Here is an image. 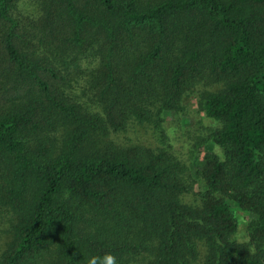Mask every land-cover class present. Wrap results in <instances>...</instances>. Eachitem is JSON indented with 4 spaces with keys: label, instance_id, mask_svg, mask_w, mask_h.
I'll return each mask as SVG.
<instances>
[{
    "label": "trees",
    "instance_id": "trees-1",
    "mask_svg": "<svg viewBox=\"0 0 264 264\" xmlns=\"http://www.w3.org/2000/svg\"><path fill=\"white\" fill-rule=\"evenodd\" d=\"M106 254L264 264V0H0V264Z\"/></svg>",
    "mask_w": 264,
    "mask_h": 264
},
{
    "label": "rangeland",
    "instance_id": "rangeland-1",
    "mask_svg": "<svg viewBox=\"0 0 264 264\" xmlns=\"http://www.w3.org/2000/svg\"><path fill=\"white\" fill-rule=\"evenodd\" d=\"M192 108H194L193 106H192ZM193 115V114H192ZM171 115H168V117H170ZM193 117H191V116H187V117H185V123L187 124V123H191L192 124V121H193V119H192ZM208 149V148H207ZM237 215H238V217H239V219H240V224L242 225V226H244V220L247 218V216L246 215H243V214H241V213H239V212H237ZM243 233V231H241L238 235H241Z\"/></svg>",
    "mask_w": 264,
    "mask_h": 264
},
{
    "label": "clouds",
    "instance_id": "clouds-1",
    "mask_svg": "<svg viewBox=\"0 0 264 264\" xmlns=\"http://www.w3.org/2000/svg\"><path fill=\"white\" fill-rule=\"evenodd\" d=\"M89 264H95V258L90 259ZM104 264H117L116 257L106 254Z\"/></svg>",
    "mask_w": 264,
    "mask_h": 264
}]
</instances>
